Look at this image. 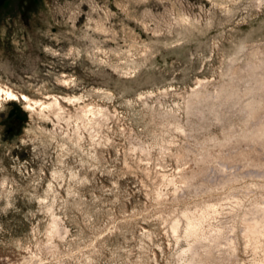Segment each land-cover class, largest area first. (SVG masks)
<instances>
[{
	"label": "rangeland",
	"instance_id": "374dc122",
	"mask_svg": "<svg viewBox=\"0 0 264 264\" xmlns=\"http://www.w3.org/2000/svg\"><path fill=\"white\" fill-rule=\"evenodd\" d=\"M254 51L264 55V0H0V84L72 112L62 97L82 93L109 111L92 137L1 100L0 264H25L36 248L38 264H182L162 213L210 192L175 200L163 185L158 201L154 178L178 170L176 147L239 127L246 97L213 96ZM195 88L210 97L188 111ZM53 217L61 236L48 235ZM252 257L240 245L235 263Z\"/></svg>",
	"mask_w": 264,
	"mask_h": 264
},
{
	"label": "bare ground",
	"instance_id": "6f19581e",
	"mask_svg": "<svg viewBox=\"0 0 264 264\" xmlns=\"http://www.w3.org/2000/svg\"><path fill=\"white\" fill-rule=\"evenodd\" d=\"M258 54L254 51L243 64H230L226 71L229 78L222 80L213 96L220 99V103L246 97V114L239 127L229 126L221 136H210L196 148L176 147L172 155L179 163L178 170L170 175L159 172L161 174L154 178L158 180L155 190L158 201L167 194L168 189L165 192L161 188L163 185H172L175 200L185 189L195 193L210 192L199 199L182 202L180 208L164 209L162 213L176 241L182 240L178 252L182 264H237L240 245L253 252L252 264H264V55ZM190 94L186 102L188 111L194 109L195 102L210 97L203 88H195ZM62 98L73 105V112L66 111L56 95L46 100L34 99L0 84V102L3 99L23 101L28 109L38 110L42 115L53 114L57 118L64 115L66 121L73 119L74 131L83 127L92 137L109 118L106 107L86 101L82 93ZM171 123L174 128L184 130L177 120ZM167 143L164 140L159 143L160 159L170 150ZM92 146L94 149L96 144ZM147 147L140 146V149L148 153ZM239 181L242 182L237 183ZM47 232L49 237L61 236L57 217L51 219ZM44 248L52 253L56 251L52 242ZM42 253L41 248H36L24 258V263L38 264Z\"/></svg>",
	"mask_w": 264,
	"mask_h": 264
}]
</instances>
